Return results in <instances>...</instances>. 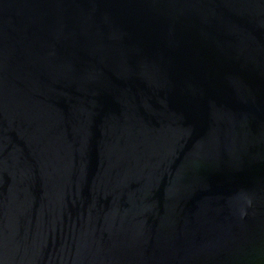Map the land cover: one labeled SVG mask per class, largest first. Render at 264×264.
I'll list each match as a JSON object with an SVG mask.
<instances>
[{
	"label": "water",
	"instance_id": "water-1",
	"mask_svg": "<svg viewBox=\"0 0 264 264\" xmlns=\"http://www.w3.org/2000/svg\"><path fill=\"white\" fill-rule=\"evenodd\" d=\"M0 264H264V0H0Z\"/></svg>",
	"mask_w": 264,
	"mask_h": 264
}]
</instances>
